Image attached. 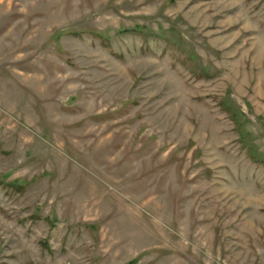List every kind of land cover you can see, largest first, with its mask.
Instances as JSON below:
<instances>
[{"label": "rangeland", "instance_id": "374dc122", "mask_svg": "<svg viewBox=\"0 0 264 264\" xmlns=\"http://www.w3.org/2000/svg\"><path fill=\"white\" fill-rule=\"evenodd\" d=\"M0 264H264V0H0Z\"/></svg>", "mask_w": 264, "mask_h": 264}, {"label": "trees", "instance_id": "16d2710c", "mask_svg": "<svg viewBox=\"0 0 264 264\" xmlns=\"http://www.w3.org/2000/svg\"><path fill=\"white\" fill-rule=\"evenodd\" d=\"M231 117H232V119L235 121V122H237L238 121V119H237V116L233 113V114H231Z\"/></svg>", "mask_w": 264, "mask_h": 264}]
</instances>
